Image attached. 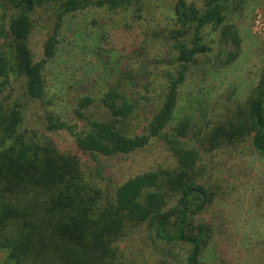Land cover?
Masks as SVG:
<instances>
[{
    "label": "trees",
    "instance_id": "trees-1",
    "mask_svg": "<svg viewBox=\"0 0 264 264\" xmlns=\"http://www.w3.org/2000/svg\"><path fill=\"white\" fill-rule=\"evenodd\" d=\"M140 1L0 0V49H4L0 50V264H120L113 260L111 247L125 223H146L155 238L188 244L186 263L200 264L204 228L187 223L192 201L206 197L195 181L199 151L185 139L188 120L170 127L179 87L200 66L199 58L211 51L202 41L205 28L217 32L219 56L225 51L220 65L230 64L240 54L238 29L226 19L234 0L175 3L174 26L168 34L172 67L161 72V102L141 133L132 135L123 127L137 118L140 100L130 87H121L122 80L110 84L98 98L84 95L76 101L73 112L83 122L81 127L50 108L54 100L44 70L55 57L65 17L89 7L123 10ZM37 11L46 14L49 30L34 60L28 36ZM14 72L23 81L19 95L43 107V131L22 127L20 103L7 100L13 91L9 76ZM96 106L108 116L88 115ZM223 115L211 122L203 138L206 144L214 148L250 136L253 147L264 152V68L247 97ZM60 130L69 133L77 149L92 159L127 154L153 137H162L177 167L136 173L108 195L97 186V167L83 168L78 153L58 148L45 134ZM175 192L181 207L177 213L175 207H166Z\"/></svg>",
    "mask_w": 264,
    "mask_h": 264
},
{
    "label": "rangeland",
    "instance_id": "rangeland-1",
    "mask_svg": "<svg viewBox=\"0 0 264 264\" xmlns=\"http://www.w3.org/2000/svg\"><path fill=\"white\" fill-rule=\"evenodd\" d=\"M178 1L141 0L118 11L89 7L68 14L61 25L55 57L44 70L54 100L50 108L81 127L83 122L73 112L76 101L84 95L98 98L110 84L122 80L125 84L121 87H130L140 100L137 118L129 119L123 127L129 134L141 133L161 102V72L172 67L174 54L168 34ZM184 1L201 4V0ZM232 6L226 19L238 29L240 54L230 64L220 65L225 51L219 56L217 32L211 26L205 28L202 41L211 51L199 58L200 66L179 87L170 127L188 120L185 139L199 151L195 181L203 186L206 197L196 196L192 201L187 223L204 228L200 264H264V152L253 147L250 136L214 148L203 139L213 119H223V114L247 97L264 68V0H234ZM32 21L28 46L36 60L49 24L40 11L32 14ZM22 83L17 73H10L9 89L13 91L7 100L20 103L22 127L41 131L43 107L19 95ZM102 110L96 106L87 114L106 118ZM45 134L58 148L78 153L83 168L97 167V186L108 195L136 173L177 167L162 137H153L127 154L92 159L77 149L66 131ZM178 201L175 192L166 207H175L177 213L181 208ZM153 233L146 223H125L121 236L113 240V260L120 264H187L188 244L160 240Z\"/></svg>",
    "mask_w": 264,
    "mask_h": 264
}]
</instances>
